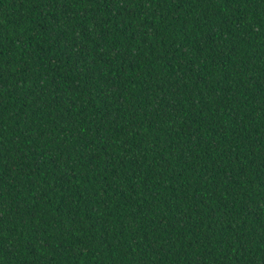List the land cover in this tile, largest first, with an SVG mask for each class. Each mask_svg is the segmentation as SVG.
Masks as SVG:
<instances>
[{
  "label": "trees",
  "instance_id": "obj_1",
  "mask_svg": "<svg viewBox=\"0 0 264 264\" xmlns=\"http://www.w3.org/2000/svg\"><path fill=\"white\" fill-rule=\"evenodd\" d=\"M0 264H264V0H0Z\"/></svg>",
  "mask_w": 264,
  "mask_h": 264
}]
</instances>
